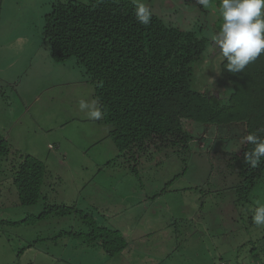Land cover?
Masks as SVG:
<instances>
[{"label":"rangeland","instance_id":"rangeland-1","mask_svg":"<svg viewBox=\"0 0 264 264\" xmlns=\"http://www.w3.org/2000/svg\"><path fill=\"white\" fill-rule=\"evenodd\" d=\"M52 1L0 0V134L12 146V153L0 158V264H220L221 258L232 264H264V225L253 222L256 209L264 205V173L249 201H239L234 185L240 178L226 153L238 148L246 131L242 125L217 127L190 121L193 138L188 147L141 158L164 161L160 168L138 174L140 182L132 179L135 174L130 168L113 169L114 163L131 159L118 156L109 135L113 125L91 116L98 111L91 81L66 83L63 78L75 72L63 67L52 73V67L40 58L49 50L36 40H29L36 44L32 54L37 52L32 65L26 63L29 55L15 56L23 41L17 39L42 31ZM139 2L167 25L195 30L209 39L195 64L194 87L211 98L229 95L232 86L220 71L223 57L212 41L222 24L220 0H209L207 6L199 0ZM17 74L12 91L13 83L6 79ZM47 74L54 76L50 79ZM82 102L87 108H79ZM224 131H231L226 144L218 138L224 137L220 133ZM19 153L32 154L46 165L42 196L32 205L19 202L13 185ZM113 172L131 178L122 185L129 208L109 218L93 207L109 202V197L96 199L100 193L113 196L105 180ZM169 176L175 177L167 180ZM146 195L154 200L153 216L163 222L148 217V224L138 227L145 216L137 200ZM199 201L202 207L195 214ZM59 204H74L82 213H92L99 223L102 217L104 225L118 229L130 242L109 256L99 244L87 240L89 223L80 213L61 215L48 209ZM21 219L28 222L16 223Z\"/></svg>","mask_w":264,"mask_h":264},{"label":"trees","instance_id":"trees-1","mask_svg":"<svg viewBox=\"0 0 264 264\" xmlns=\"http://www.w3.org/2000/svg\"><path fill=\"white\" fill-rule=\"evenodd\" d=\"M135 9L131 0H53L43 19V43L55 63L73 60L91 81L98 120L113 125L109 135L119 156L137 162L165 150L182 151L193 138L190 121L217 127L241 124L246 131L238 148L226 153L240 178L234 185L238 200L249 201L264 173V157L257 167L244 163V153L254 148L246 137L250 133L264 137V53L240 73L228 72L222 58L220 71L232 90L211 98L194 87L195 64L209 39L195 30L167 25L151 10V22L142 25ZM220 133L224 135L220 139L231 136V131ZM10 153L12 146L0 134V158ZM46 173L41 159L19 153L13 185L22 205L39 201ZM48 209L61 215L80 213L89 223L87 240L99 244L109 256L128 245L121 231L100 224L92 213H82L74 204ZM25 222L28 219L16 223Z\"/></svg>","mask_w":264,"mask_h":264},{"label":"clouds","instance_id":"clouds-1","mask_svg":"<svg viewBox=\"0 0 264 264\" xmlns=\"http://www.w3.org/2000/svg\"><path fill=\"white\" fill-rule=\"evenodd\" d=\"M199 3L207 6L209 0H199ZM135 11L140 24L147 26L151 22V12L139 0ZM219 13L222 24L219 32L212 36L213 47L227 61L228 72H243L264 53V0H220ZM84 107L82 102L81 108ZM91 116L99 118L100 113L92 112ZM246 140L254 148L244 153V163L257 167L264 157V137L250 133ZM253 222L257 226L264 225V205L256 209Z\"/></svg>","mask_w":264,"mask_h":264},{"label":"crops","instance_id":"crops-1","mask_svg":"<svg viewBox=\"0 0 264 264\" xmlns=\"http://www.w3.org/2000/svg\"><path fill=\"white\" fill-rule=\"evenodd\" d=\"M28 35V36H27ZM43 36H42V32H41V29L37 32V33H30V34H26L24 35V37L22 39H17V40H23L21 45H20V50H18L17 52H15V56H18V55H29L30 58L29 60H27V66L28 65H32V61L34 59L33 56H36L37 55V52L35 51L34 54H32V52L34 51L35 47H36V44L32 43V41H29V40H36V41H39V46H45L44 43H43V40H42ZM16 40V37L14 38V41ZM16 40V41H17ZM29 46H33V49L31 50V48ZM38 48V47H37ZM47 50H49L47 47H45ZM39 49V48H38ZM28 50V52H27ZM21 51L23 53H21ZM14 54V53H12ZM40 58H42L47 64H49L51 67H52V73L54 72H57V70L59 68H67L69 70H73L75 72L74 73H71L70 74V77H64L63 80L66 82V83H69V84H74V83H80V82H84L85 80L87 81V83L89 82V79L88 77L85 76L84 74V71L81 69V67L79 65H77L76 62H74L73 60H69V61H66L64 63H55L52 58H51V55H50V52L47 51V53L45 55H40ZM47 58L51 61H48ZM25 63V64H26ZM78 68H80V72H78ZM72 72V71H71ZM80 73V75L78 76V74ZM55 74V73H54ZM48 76H50V79L53 78V74H47ZM19 76L20 75H15V76H10L9 78L6 79V81H10V83H13V84H10L11 86V90L13 91V89L16 87V80L19 79ZM7 82H5L3 80V84H8ZM2 83L0 84V88L2 87L1 86ZM2 92V91H0ZM78 101L82 100L81 97H78L77 98ZM79 108H81V104L79 105ZM87 108V107H86ZM245 133V132H244ZM243 133V135H244ZM237 137V133L234 135ZM231 138L227 137L224 141V144H226V141L230 140ZM242 139V136L241 138ZM118 156H119V153H118ZM150 158V157H149ZM149 158H146V159H149ZM164 160H139L137 162L135 161H124L122 164L121 163H114L115 165L113 166V169L114 168H122V167H127V168H130L132 170V172L135 174L134 177H132V179H135L137 181H141L140 177L138 174L140 173H143V172H148L149 169H152V168H160L161 165H162V162ZM98 165V163L96 164ZM106 168L110 167V164L108 166H105ZM140 167L142 168L141 171H137L136 169ZM180 171L177 173L179 174ZM116 172H113L112 173V177L110 178H105V180L107 182L110 183V186H109V192L113 195V196H107L105 195L104 193H100V197L96 198V199H100L102 200V198H108L109 202H100L98 203L97 206H94V210H98L99 208L102 211V213H99V215L101 216H107L109 218L111 217H117L119 215H123V211L124 210H127L129 207L126 205V195H125V191L123 190L122 188V185L123 184H127L130 182L131 178L129 176H126L124 177L123 175H116ZM223 176V175H222ZM175 176H169L167 178V180H170L171 178L174 179ZM223 178H225V176H223ZM226 179V178H225ZM231 185L233 186L234 185V181L231 182ZM103 188H105V186H103ZM160 197H162V194H159ZM138 202H140V213H142L144 216H145V219L143 220L141 218V222L138 223V227H141V225L143 224H148V217L150 219H156L159 223L160 222H163L160 217L156 218L155 216H153V211H152V207L154 205V200L151 199V197L149 198V196H142L141 198L139 197ZM179 201V200H178ZM162 203V202H160ZM134 205V204H133ZM202 207V204L201 202H197V205L194 206V210H193V213L195 212L198 213L197 209ZM100 220H102L103 222H101L100 224H103L104 223H107L106 221H104V219L101 217ZM107 226V225H106ZM111 227V226H109ZM168 227V226H167ZM150 234V233H149ZM124 235V234H123ZM125 236V235H124ZM178 235H177V231L174 230V238L177 239ZM125 238L127 239V237L125 236ZM127 242H130L128 241L127 239Z\"/></svg>","mask_w":264,"mask_h":264},{"label":"built area","instance_id":"built-area-1","mask_svg":"<svg viewBox=\"0 0 264 264\" xmlns=\"http://www.w3.org/2000/svg\"><path fill=\"white\" fill-rule=\"evenodd\" d=\"M220 264H228V263H226V262H221Z\"/></svg>","mask_w":264,"mask_h":264}]
</instances>
